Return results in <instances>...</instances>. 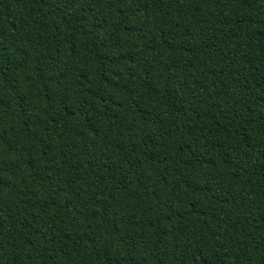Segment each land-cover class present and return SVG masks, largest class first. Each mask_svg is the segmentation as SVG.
<instances>
[{
    "label": "trees",
    "instance_id": "16d2710c",
    "mask_svg": "<svg viewBox=\"0 0 264 264\" xmlns=\"http://www.w3.org/2000/svg\"><path fill=\"white\" fill-rule=\"evenodd\" d=\"M0 264H264V0H0Z\"/></svg>",
    "mask_w": 264,
    "mask_h": 264
}]
</instances>
